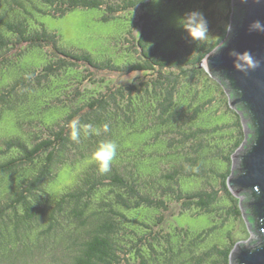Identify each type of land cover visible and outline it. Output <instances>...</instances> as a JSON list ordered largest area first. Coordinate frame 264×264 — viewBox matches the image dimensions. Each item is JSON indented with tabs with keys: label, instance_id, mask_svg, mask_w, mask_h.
I'll return each instance as SVG.
<instances>
[{
	"label": "trees",
	"instance_id": "1",
	"mask_svg": "<svg viewBox=\"0 0 264 264\" xmlns=\"http://www.w3.org/2000/svg\"><path fill=\"white\" fill-rule=\"evenodd\" d=\"M166 1L188 7L192 0ZM215 1L205 0L204 9ZM217 1L228 13L218 23L216 37L198 46L184 36L164 52L153 37L158 19L149 11L152 0H0V70L34 47L47 55L44 63L31 66L0 88V118L4 111L38 97L46 98L43 111L57 114L48 121H25L24 134L0 137V264H231L237 242L224 245L216 238L209 242L217 225L193 233L178 225L171 229L168 223L173 202L185 209L195 204L205 212L214 210L209 205L216 191L202 187L203 176L210 173L222 177L235 218L243 214L240 199L228 184L233 154L246 134L239 111L232 109L235 120L224 123L236 126L230 154L219 155L227 161L226 170L215 173L218 152L200 153L208 134L223 127L197 122L213 97L197 101L200 87L192 86L201 72L211 77L201 63L218 41L228 44L231 38L224 26L232 19L233 0ZM79 7L102 9L106 21L121 15L127 18L125 63L97 60L89 51L62 46L58 34L35 17L61 16ZM136 9L141 11L138 17ZM214 20H220L219 15ZM132 46L138 47L139 56L130 53ZM98 71H140L147 78L117 84L96 76ZM189 93L191 97L183 100ZM74 117L94 127L107 123L109 131L74 144L67 128ZM147 128L150 141L159 142L165 154L176 155L155 174L141 172L137 151L122 146ZM109 138L117 141L118 154L112 170L100 175L90 156L98 139ZM188 140L195 141L194 155L184 151ZM204 159L213 165L207 167ZM79 162L85 167L76 182L51 200L48 182L60 166Z\"/></svg>",
	"mask_w": 264,
	"mask_h": 264
},
{
	"label": "rangeland",
	"instance_id": "2",
	"mask_svg": "<svg viewBox=\"0 0 264 264\" xmlns=\"http://www.w3.org/2000/svg\"><path fill=\"white\" fill-rule=\"evenodd\" d=\"M192 1L191 5L188 3L190 5L188 6L189 8L187 6L178 5L175 1L159 0V3L151 2L149 11L153 14V18L158 19L153 37L160 42V49L162 51L168 52L172 50L183 40L182 38L185 34L174 25V20L177 16L183 15L189 10L198 9L208 18L211 32L209 39L218 35L219 30L217 29V25L219 22L224 21L223 19L228 13L223 3L216 0L214 5H209L204 9L203 5H205V0H200V2ZM213 7H215V11L211 13ZM103 12L104 11L99 8L79 7L61 16L36 14L35 17L49 30L55 31L58 34L59 43L62 46L89 51L97 60L112 58L118 64L125 63L129 58L125 48L128 43L123 40L125 33L129 29L127 18L121 15L106 21L102 19ZM134 12L137 14L136 17L141 13L139 9L134 10ZM218 15L220 20L212 21V18L215 16L218 17ZM34 26H36V24H34ZM136 50H138V52ZM136 50L135 47L132 46V51L130 53H133V55L135 53L136 56H139L138 54L140 51L137 46ZM14 51L15 50H13V52ZM13 52H8L5 55L10 56ZM45 60H47L45 50L39 47L31 48L17 56L12 65L5 66L0 70V88L14 79L13 77L23 73L24 70L31 68V66H38L44 63ZM200 67L209 72L205 60L201 63ZM96 76L114 80L117 84H128L133 80L147 78V76L140 71L121 74L98 71L96 72ZM198 76L201 77L192 84V86H196L197 88L200 87L197 101L209 95L213 97V103L201 112L197 122L205 127H213L216 123L223 124L222 128H218L208 134V138L206 139L207 145L201 148L200 153L213 150L218 152L217 156L220 154L222 156H227L230 154L231 147L236 140V126L229 124L225 125L224 123H231L235 120V116H237L233 112L235 108L233 106L227 108V100L229 99L228 93L224 91L225 88L220 81L212 75L211 77L208 76L204 72H201ZM203 78L205 79L204 82L202 80ZM191 95L192 94L189 93V95L183 96L182 98L187 101ZM45 100L46 98L44 97H38L31 103L22 102L19 103L14 110L4 111L0 118V137L12 134H24V128H26L24 126L25 121L31 118L48 121L56 117L57 114H54L50 110L43 111L41 109ZM141 123V120L138 121V126L141 127ZM242 129L244 130V126ZM150 132V128L142 132H137L133 135L134 141L128 138L130 140L126 142L124 140L122 146L131 145L130 147L137 151L138 165L141 172H151L155 174L167 159L175 158L176 155L165 154L164 150L161 151L159 142L154 143L149 140ZM188 141L190 144L188 145V149L185 148L184 151H188L189 155H194L195 152L191 147L195 141ZM200 155L201 157L203 156L202 154ZM203 161L207 167L213 165L210 160L204 159ZM227 165V161L224 158L221 156L216 157L215 173L225 171ZM84 167L85 164L80 162L60 166L57 175L49 181L47 185L50 199H54L63 190L73 185ZM206 173H210L209 169ZM210 174L211 176L209 177L203 176L202 187L203 189H207L206 192L216 191V199L209 205L213 207L214 210L212 212H205L199 209L195 204L185 209L180 203L173 202L169 211L171 217L168 219V223L172 225L170 228L173 229V226L178 225L179 227L189 229L193 233H196L212 225H217L212 232V237L209 239V242L215 238L220 240L224 245L232 244V241L237 243L240 241H247L251 237V231L244 214L238 215L235 218V214L232 213L233 209H231V201L227 198V193L221 180L222 177L215 174L213 175L212 173ZM184 179H186V177H182L181 179V182H185V184L182 183V185L188 189L187 186H189V183ZM197 182L199 183V179ZM195 186L197 187L198 185L196 184L194 187ZM233 193L237 198H241L235 192ZM228 233H230V235H228Z\"/></svg>",
	"mask_w": 264,
	"mask_h": 264
},
{
	"label": "water",
	"instance_id": "3",
	"mask_svg": "<svg viewBox=\"0 0 264 264\" xmlns=\"http://www.w3.org/2000/svg\"><path fill=\"white\" fill-rule=\"evenodd\" d=\"M232 5L229 43L218 55L209 52L204 60L210 74L227 91L230 105L241 114L246 133L233 154L228 184L241 197L251 237L236 244L231 264H264V33L248 30L253 20L264 22V0H233ZM231 49L250 51L261 61L260 67L247 74L235 70Z\"/></svg>",
	"mask_w": 264,
	"mask_h": 264
},
{
	"label": "clouds",
	"instance_id": "4",
	"mask_svg": "<svg viewBox=\"0 0 264 264\" xmlns=\"http://www.w3.org/2000/svg\"><path fill=\"white\" fill-rule=\"evenodd\" d=\"M153 3H159V0H152ZM261 2V0H257ZM174 25L181 29L187 37V42L193 45H202L209 42L210 27L208 18L205 14L193 9L179 15L174 20ZM249 32L264 33V22L261 20H253L248 26ZM225 32H231L232 26L226 24ZM227 46L225 41H218L215 48L209 55H218L223 48ZM229 56L232 57V66L235 70L247 74L249 70H255L261 65V61L256 59L253 54L248 51H236L231 49ZM69 129L68 139L79 144L83 139L89 137H101L102 134L108 133L109 125L107 123L94 127L91 123H82L79 117H74L67 123ZM119 145L115 139H98L94 149L91 152V162L95 164L96 170L100 175L108 174L112 170V166L117 158Z\"/></svg>",
	"mask_w": 264,
	"mask_h": 264
}]
</instances>
